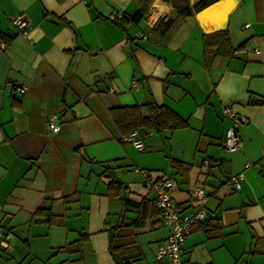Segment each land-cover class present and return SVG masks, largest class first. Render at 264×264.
I'll list each match as a JSON object with an SVG mask.
<instances>
[{"label": "crops", "instance_id": "crops-1", "mask_svg": "<svg viewBox=\"0 0 264 264\" xmlns=\"http://www.w3.org/2000/svg\"><path fill=\"white\" fill-rule=\"evenodd\" d=\"M199 1L0 0V264H155L170 227L146 182L163 178L180 212L204 211L182 264H264V0ZM149 105L184 124L137 127L140 151L110 109Z\"/></svg>", "mask_w": 264, "mask_h": 264}, {"label": "built area", "instance_id": "built-area-1", "mask_svg": "<svg viewBox=\"0 0 264 264\" xmlns=\"http://www.w3.org/2000/svg\"><path fill=\"white\" fill-rule=\"evenodd\" d=\"M10 23L18 32L27 35L28 23L24 14L12 17ZM0 47L4 48V44L0 43ZM18 90L23 92L25 91V87H21ZM222 115L232 122V125L225 129L222 144L226 150H238L242 147V143L237 134L236 126L242 119L238 118L227 106L223 107ZM47 126L53 132L59 130V125L54 119H50ZM150 133L151 131L141 134L138 131H133L126 135L124 139L134 148L141 151L144 149L142 136H147ZM241 181V175H232L228 178L226 185L233 190H239L241 188ZM173 185L174 182L169 178L146 182V187L151 189L154 194L155 205L159 210L162 221L170 227L168 237L157 247L155 264H182L181 246L190 233L193 224L201 222L204 219V211L202 209H196L188 213L180 212L172 197L171 190ZM205 196L206 191L203 187H196L192 190V197L195 199H201ZM11 237L12 234L9 230L0 228V239L6 247L7 241Z\"/></svg>", "mask_w": 264, "mask_h": 264}, {"label": "trees", "instance_id": "trees-1", "mask_svg": "<svg viewBox=\"0 0 264 264\" xmlns=\"http://www.w3.org/2000/svg\"><path fill=\"white\" fill-rule=\"evenodd\" d=\"M214 0H201L198 3H196L192 10L197 11L206 5L210 4ZM191 11L189 9L182 11L183 14H189ZM142 14L141 12H137L132 18L129 20L133 22H138L141 20ZM128 20V19H127ZM121 21V22H120ZM116 22L118 25L122 26V20ZM7 39L5 36L0 35V40ZM261 104L264 103V101L260 102ZM259 103V104H260ZM114 122L121 128L122 126H126L129 130V133L133 132L137 127L143 126L147 129H163V128H169L174 129L179 126H183V122L178 120L174 117V115L167 109L163 107H158L154 105L147 106L148 115L143 116L140 110L139 106H133V107H118V108H112L110 109ZM127 133L126 135H128ZM172 165L174 167H184V165L179 161H172ZM125 205H134L133 203H130L129 201L125 200ZM145 221V216L140 215L137 219L133 220L131 223L125 225L126 228L129 230H132V228H136L139 226H142ZM118 227H116L117 229ZM114 236L112 235L113 238ZM110 249L115 250L117 249L115 246L111 245V239H110Z\"/></svg>", "mask_w": 264, "mask_h": 264}]
</instances>
